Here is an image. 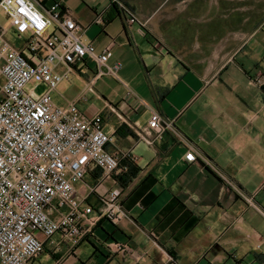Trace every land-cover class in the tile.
Instances as JSON below:
<instances>
[{"label":"crops","instance_id":"0c3cea01","mask_svg":"<svg viewBox=\"0 0 264 264\" xmlns=\"http://www.w3.org/2000/svg\"><path fill=\"white\" fill-rule=\"evenodd\" d=\"M54 1L83 27L82 40L96 54L109 46L108 64L125 62L122 77L118 73L123 93L114 101L92 93L102 106L79 111L86 117L102 113L104 130L113 136L106 149L128 154L124 159L138 173L122 186L120 161L110 176L96 170L77 182L82 194L93 189L87 200L94 206L102 193L119 189L126 217L100 219L73 249L59 234L39 235L44 252L29 264H264V217L218 173L264 210V14L229 54L181 59L164 55L155 45L160 40L149 34L160 32L163 10L183 11L182 4L192 0H45L44 5ZM117 1L131 6L138 20L128 24L114 9ZM98 16L103 24L94 22ZM0 25L10 28L9 21ZM134 60L141 71L132 68ZM89 65L92 72L95 65ZM152 110L172 120L184 139L167 131L148 144L154 136L144 129ZM188 145L217 171L201 158L185 162Z\"/></svg>","mask_w":264,"mask_h":264},{"label":"built area","instance_id":"2783aa9c","mask_svg":"<svg viewBox=\"0 0 264 264\" xmlns=\"http://www.w3.org/2000/svg\"><path fill=\"white\" fill-rule=\"evenodd\" d=\"M44 3L0 0L10 27L0 25V264H29L44 250L39 235L48 239L59 234L73 249L100 219L117 222L126 217L119 189L102 193L94 206L87 200L93 189L82 194L76 188L96 170L112 175L128 156L106 149L113 136L104 130L101 112L86 117L77 107L86 92L101 98L94 88L98 79L110 76L121 82L122 64H108L109 46L96 54L94 45L82 40L83 27L60 1L48 7ZM94 22L104 23L101 16ZM130 22L135 21L128 18ZM90 62L95 65L92 74H88ZM71 75L84 76L85 87L79 96L57 105L51 93ZM256 82L262 83V77ZM40 85L44 90L37 93ZM127 93L132 91L128 88ZM144 131L154 136L147 140L150 145L167 131L184 139L173 121L156 110L151 111ZM198 158L217 171L188 145L184 161L193 163ZM218 173L264 217L252 195Z\"/></svg>","mask_w":264,"mask_h":264},{"label":"rangeland","instance_id":"374dc122","mask_svg":"<svg viewBox=\"0 0 264 264\" xmlns=\"http://www.w3.org/2000/svg\"><path fill=\"white\" fill-rule=\"evenodd\" d=\"M117 5L120 9L122 6L128 8L127 11L123 9L122 12L128 15L130 20H138L131 6L121 1H117ZM183 5H185L183 11H175L172 7L168 12L163 10L160 32H149V35L159 39L162 43L155 45L164 55L181 59L210 57L215 51L220 56L229 54L264 14V0H192L183 3ZM215 7H218L217 10ZM148 16L145 15L142 19H147ZM0 22L8 24L6 16L1 11ZM133 23L130 22V24ZM220 42L223 43L220 44ZM120 61L121 64L123 63V67L125 62L122 59ZM133 62L135 63L132 68L135 69L136 66H139L137 68L140 69L137 70L141 71L139 62L136 63V60ZM130 63L132 64V61H128L129 65ZM119 76L122 77L121 72ZM83 79H85L84 76L78 78L71 75L70 80L61 82L56 91L51 93L53 101L60 105L66 100H72L79 96L85 87ZM121 82L113 77L105 76L94 85V88L105 99L114 101L123 93ZM43 90L44 87L40 85L36 87L35 91L40 93ZM99 106H102V101L90 92H86L84 99L77 104L78 109L83 111Z\"/></svg>","mask_w":264,"mask_h":264},{"label":"trees","instance_id":"16d2710c","mask_svg":"<svg viewBox=\"0 0 264 264\" xmlns=\"http://www.w3.org/2000/svg\"><path fill=\"white\" fill-rule=\"evenodd\" d=\"M114 9L117 11L118 14L124 15L123 9L117 8L115 5ZM119 9V10H118ZM125 16V15H124ZM121 128H119L117 131L120 133ZM121 165L125 167V170L117 176L118 181L122 186H124L128 181H130L132 178H134L138 173V168L133 164L132 161H129L127 159L121 160Z\"/></svg>","mask_w":264,"mask_h":264}]
</instances>
